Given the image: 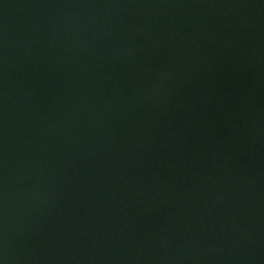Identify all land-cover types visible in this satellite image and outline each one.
<instances>
[{
    "label": "water",
    "instance_id": "1",
    "mask_svg": "<svg viewBox=\"0 0 264 264\" xmlns=\"http://www.w3.org/2000/svg\"><path fill=\"white\" fill-rule=\"evenodd\" d=\"M264 0H0V264H264Z\"/></svg>",
    "mask_w": 264,
    "mask_h": 264
},
{
    "label": "rangeland",
    "instance_id": "2",
    "mask_svg": "<svg viewBox=\"0 0 264 264\" xmlns=\"http://www.w3.org/2000/svg\"><path fill=\"white\" fill-rule=\"evenodd\" d=\"M263 187H264V180H263Z\"/></svg>",
    "mask_w": 264,
    "mask_h": 264
}]
</instances>
